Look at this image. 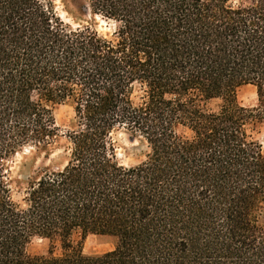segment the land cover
<instances>
[{"label":"trees","instance_id":"trees-1","mask_svg":"<svg viewBox=\"0 0 264 264\" xmlns=\"http://www.w3.org/2000/svg\"><path fill=\"white\" fill-rule=\"evenodd\" d=\"M80 7L111 33L73 28L54 0H0V264H264V0ZM66 103V161L18 202L9 163L48 156ZM121 131L145 143L138 164L118 161ZM76 232L114 248L86 255ZM35 238L61 253L31 255Z\"/></svg>","mask_w":264,"mask_h":264},{"label":"rangeland","instance_id":"rangeland-1","mask_svg":"<svg viewBox=\"0 0 264 264\" xmlns=\"http://www.w3.org/2000/svg\"><path fill=\"white\" fill-rule=\"evenodd\" d=\"M55 10L64 22L73 28L91 26L102 35L110 34L113 25L111 22L91 13L89 7L81 9L83 0H54ZM237 101L239 105L250 108L256 103L254 87L244 85L237 90ZM56 124L60 129V138L49 151L48 156L44 152H35L33 149H26L17 154L9 163L11 171V186L13 198L20 202L23 192L28 183L40 174L43 169L61 167L66 161L65 133L71 129L73 122V110L70 104H60L54 111ZM179 133L186 131L179 129ZM255 137L264 146V125L258 126L255 130ZM117 146L118 161L124 166H131L141 162L147 151L142 139L134 138L126 132H118L114 135ZM74 242H80L82 252L86 255H98L108 252L114 248L115 240L105 235L87 234L82 237L79 232L72 235ZM53 246L54 254H60L61 249L57 241L43 238H35L28 246V252L34 256L47 255L50 246Z\"/></svg>","mask_w":264,"mask_h":264}]
</instances>
